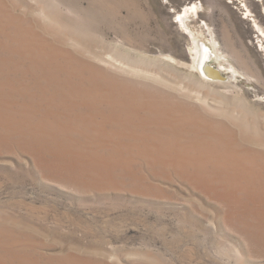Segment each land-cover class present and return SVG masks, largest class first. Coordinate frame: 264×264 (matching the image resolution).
<instances>
[{
    "label": "rangeland",
    "instance_id": "374dc122",
    "mask_svg": "<svg viewBox=\"0 0 264 264\" xmlns=\"http://www.w3.org/2000/svg\"><path fill=\"white\" fill-rule=\"evenodd\" d=\"M256 26L264 0H0V264H264Z\"/></svg>",
    "mask_w": 264,
    "mask_h": 264
},
{
    "label": "bare ground",
    "instance_id": "6f19581e",
    "mask_svg": "<svg viewBox=\"0 0 264 264\" xmlns=\"http://www.w3.org/2000/svg\"><path fill=\"white\" fill-rule=\"evenodd\" d=\"M197 11L198 7L195 4L184 7L180 12L176 14V22L193 38L192 46L190 48L192 57V68L196 69L205 80L219 81L220 76L218 74V71H212V69L208 65L209 60L216 57V43H212L213 49H211L200 39V37L194 36V34H192L187 25L189 15L196 14ZM256 27L261 37H263L264 39V32L258 26ZM230 72H232L233 76L237 75V71L233 67H230Z\"/></svg>",
    "mask_w": 264,
    "mask_h": 264
}]
</instances>
